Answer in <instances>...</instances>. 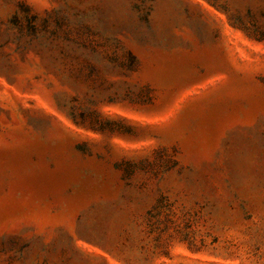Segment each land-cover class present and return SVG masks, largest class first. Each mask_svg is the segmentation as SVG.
I'll return each mask as SVG.
<instances>
[{
  "label": "rangeland",
  "instance_id": "obj_1",
  "mask_svg": "<svg viewBox=\"0 0 264 264\" xmlns=\"http://www.w3.org/2000/svg\"><path fill=\"white\" fill-rule=\"evenodd\" d=\"M0 264H264V0H0Z\"/></svg>",
  "mask_w": 264,
  "mask_h": 264
}]
</instances>
